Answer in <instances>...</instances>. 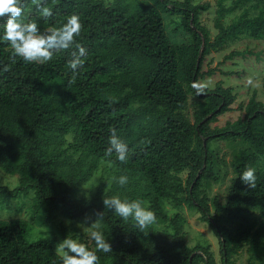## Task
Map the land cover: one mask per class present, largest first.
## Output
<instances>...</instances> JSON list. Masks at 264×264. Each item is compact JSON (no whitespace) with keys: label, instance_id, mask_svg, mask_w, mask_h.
I'll use <instances>...</instances> for the list:
<instances>
[{"label":"trees","instance_id":"obj_1","mask_svg":"<svg viewBox=\"0 0 264 264\" xmlns=\"http://www.w3.org/2000/svg\"><path fill=\"white\" fill-rule=\"evenodd\" d=\"M131 1L43 0L53 12L46 21L31 0H23L21 20L36 22L41 31L59 27L71 14H78L83 29L76 40L88 54L75 83L69 85L72 73L67 65L75 48L55 52L43 65L19 57L13 63L10 46L0 40V168L20 178L15 187L0 184V202L33 190L35 206L46 210L47 219L62 213L71 219L87 215L94 220L97 210L105 211L102 200L79 197L78 191L94 167L105 162L128 178L136 174L147 178L149 208L156 222H168L171 230L153 224L141 233L131 218L124 221L106 210L101 224L112 251L92 249L99 264H217L210 244H187L185 216L168 215L162 198L201 212V219L221 239L223 264H232L244 247L252 263L264 264V102L255 92L244 105V117L212 128L237 99L234 88L218 82L198 96L194 121L185 112L189 91L196 95L192 83L213 74L203 70L208 54L245 33L264 39V0H234L229 7L219 0L220 32L215 39L201 22L206 4L137 0L142 8L135 12ZM247 2L258 9L256 15L247 10L228 25L222 22L227 11ZM165 14L181 17L191 36L188 45L172 42ZM110 89L119 93L110 95ZM111 127L128 145L125 163L115 154H105ZM68 134H73L69 147L54 151L53 138ZM215 139H241L250 145L239 150L228 201L217 202L213 211L202 185L215 176L211 148ZM76 154L73 164L68 156ZM246 166L256 169L254 189L239 178ZM187 169L190 174L184 185L180 174ZM127 199L137 197L128 194ZM29 231L27 219H0V264H61L55 246L68 236L66 231L34 239Z\"/></svg>","mask_w":264,"mask_h":264},{"label":"rangeland","instance_id":"obj_2","mask_svg":"<svg viewBox=\"0 0 264 264\" xmlns=\"http://www.w3.org/2000/svg\"><path fill=\"white\" fill-rule=\"evenodd\" d=\"M111 2L113 0H106ZM196 3H203L208 6L201 12V22L206 26L213 39L220 32L216 24L218 15L219 0H195ZM234 0H225L226 6H231ZM252 2L242 4L238 9L227 11L222 22L228 25L241 16L242 13L249 10V15L254 16L258 13V9L251 6ZM142 4L137 0L131 1V9L139 12ZM165 22L167 25L168 34L174 44L177 46L188 45L191 42L190 33L186 31L182 24L181 17L168 16L165 14ZM203 70L213 71V74L207 75L201 79V83L206 84L208 88H215L218 82L226 87L234 88V93L237 94V99L232 105V109L219 116L218 120L213 122L211 127H223L229 121H237L244 117V105L248 103L250 98L256 92L257 98L264 102V39L255 38L249 33L242 34L238 38L228 40L221 48L214 49L208 54ZM251 77L252 84H249L247 78ZM110 95L119 93L118 89L108 90ZM189 105L185 112L191 120H195V109L199 102V98L193 92L189 91ZM73 134L58 135L52 140V149L59 151L67 149L72 142ZM249 143L243 140H221L215 139L211 148L214 154V172L213 178L203 181L202 190L208 196L210 205L213 211L217 202L226 203L229 199L231 189L235 183L237 172L234 163L238 158L240 148L249 146ZM69 161L75 164L78 159V154L69 155ZM261 165L264 167V158ZM123 173L111 164L105 162L95 166L88 180L82 183L79 187V197H86L82 186L89 190L88 199L101 200L107 183L113 176L119 177ZM190 169L185 170L180 174L184 185L188 183ZM19 176L10 174L0 168V184H6L10 187H15L19 183ZM119 184L113 182L111 188L108 189L107 195H119L121 199H127L128 194L136 196V200L143 202V205L150 209V198L146 195L150 191V182L146 177L140 174L133 175L128 178V183L119 189ZM182 192L181 194H184ZM148 196V195H147ZM6 199V198H5ZM128 200V199H127ZM36 194L33 190L19 196L16 199L9 201L2 200L0 202V219H15L24 218L30 222L29 237L31 239L41 236L62 233L63 229L67 235L76 236L77 239L84 243L89 250L95 248V242L90 240L87 233L84 231L85 226H78L84 221L83 219H71L62 213H56L51 219L46 218V210H39L35 206ZM162 206L164 211L173 216L176 213H181L186 218L185 238L190 247H195L198 244L211 245L217 259V264H223V253L221 239L215 233L211 224L201 219V212L188 205L177 207L175 202L169 198H162ZM37 216V218L35 217ZM258 217V213L254 214ZM156 227L161 230H171V226L166 221L155 223ZM100 230L103 232L101 224ZM104 235V232H103ZM105 238V235H104ZM264 255L262 256V258ZM232 264H254L251 262V254L248 247H244L238 254L233 257ZM259 264V260L257 263Z\"/></svg>","mask_w":264,"mask_h":264},{"label":"clouds","instance_id":"obj_3","mask_svg":"<svg viewBox=\"0 0 264 264\" xmlns=\"http://www.w3.org/2000/svg\"><path fill=\"white\" fill-rule=\"evenodd\" d=\"M31 2L36 6L43 19L47 21L52 17L51 8L47 7L43 0H31ZM23 9V0H0V20L4 21L3 24H0V28L3 29L0 40L10 46L12 51L11 61L15 63L16 58L19 57L25 63L43 65L53 59L55 52L75 48L67 65L72 73L69 85L75 83L79 69L83 67L84 58L88 54L87 49L77 43L76 40L83 29L79 15L73 13L59 27H49L41 31L36 22L25 23L21 20ZM3 70L8 71L9 69L5 66ZM247 81L249 84L253 83L251 77H248ZM191 86L197 96L204 95L206 92L207 85L199 81H194ZM109 132V147L105 150L106 156L110 157L115 154L117 160L125 163L128 159V145L117 135L115 127H111ZM239 178L248 187L252 189L256 187L257 177L254 167L246 166ZM113 182L123 187L128 183V177L126 175L113 176L108 181L101 197L105 211H113L115 215L121 217L124 221L131 218L135 221V227L141 233H144L146 229L156 223V214L146 208L140 200L129 201L121 199L119 195L108 196L107 191L111 188ZM82 190L86 197L90 194L84 186H82ZM105 211L97 210L94 213L96 217L94 220L92 216L86 215L84 221L78 226H85L84 231L89 239L95 242L96 251L109 253L112 251V246L100 230ZM96 251L89 250L84 243L73 238L71 234L55 246V254L59 257L61 264H99Z\"/></svg>","mask_w":264,"mask_h":264}]
</instances>
